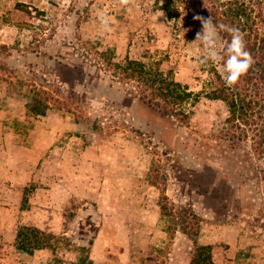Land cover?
I'll return each instance as SVG.
<instances>
[{"label":"rangeland","instance_id":"obj_1","mask_svg":"<svg viewBox=\"0 0 264 264\" xmlns=\"http://www.w3.org/2000/svg\"><path fill=\"white\" fill-rule=\"evenodd\" d=\"M239 1L232 22L235 0H0V264H191L194 240L264 264V81L240 78L230 121L196 41L197 15L264 31V0Z\"/></svg>","mask_w":264,"mask_h":264},{"label":"trees","instance_id":"obj_2","mask_svg":"<svg viewBox=\"0 0 264 264\" xmlns=\"http://www.w3.org/2000/svg\"><path fill=\"white\" fill-rule=\"evenodd\" d=\"M239 0H235L236 7L235 11L232 12L231 18L233 19L232 22H235L236 19H239L240 16L245 15L246 9L244 5L239 3ZM231 4L233 2H230ZM262 21L264 22V16L262 17ZM230 27V26H229ZM228 28V26H227ZM243 34L246 50L250 52L252 56L253 63L244 78L247 82H251L253 79H256L258 85H260L264 81V31L257 28L256 32L253 33H245V29L240 30ZM225 37L228 38L230 42L231 36L225 32ZM134 64L135 68L142 66V63L139 61H130L129 65ZM127 69V67H125ZM124 69L126 72L127 70ZM218 76L221 78V83H219L215 89L212 91L211 96L216 99H222L227 101L231 117L229 118L230 121H236L240 119H244L246 114V110L249 105H246V98L242 96L240 90L234 87H228L225 81L222 79L221 74L218 72ZM219 78V80H220ZM190 96V92L183 91L178 92L177 102L183 101L185 98ZM44 113L45 111H40ZM247 122V121H246ZM258 149L260 150L261 154H264V147L263 143L260 142ZM40 232L41 229L36 226H28L27 224H20L17 227V235H16V245L18 248L22 249L26 252H33L35 248H39L38 245L40 242ZM195 244V253L191 264H209L212 261V245H204L198 243L197 240H194ZM39 246V247H38Z\"/></svg>","mask_w":264,"mask_h":264},{"label":"clouds","instance_id":"obj_3","mask_svg":"<svg viewBox=\"0 0 264 264\" xmlns=\"http://www.w3.org/2000/svg\"><path fill=\"white\" fill-rule=\"evenodd\" d=\"M118 2L129 13L141 6V0H118ZM98 18L102 27L110 31L108 18L103 15ZM194 19L200 21L202 25V31L196 34V41L203 45L204 50L201 63L207 64L210 61L212 64H222L221 75L226 85L235 86L240 78L248 73L253 63L250 52L246 50L243 34L238 28H227L223 24L214 23L211 17L204 18L197 15ZM222 32H227L231 36L230 42L222 38Z\"/></svg>","mask_w":264,"mask_h":264},{"label":"crops","instance_id":"obj_4","mask_svg":"<svg viewBox=\"0 0 264 264\" xmlns=\"http://www.w3.org/2000/svg\"><path fill=\"white\" fill-rule=\"evenodd\" d=\"M76 138H79V137L77 136ZM67 169H72V166H71V165H68V166H67ZM73 173H75V172H73ZM77 184H78V183H77Z\"/></svg>","mask_w":264,"mask_h":264}]
</instances>
